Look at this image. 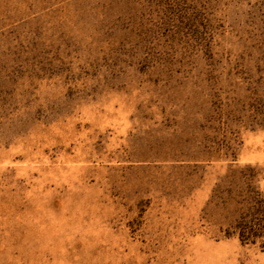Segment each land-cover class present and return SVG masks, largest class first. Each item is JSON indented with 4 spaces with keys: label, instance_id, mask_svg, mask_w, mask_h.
<instances>
[{
    "label": "rangeland",
    "instance_id": "1",
    "mask_svg": "<svg viewBox=\"0 0 264 264\" xmlns=\"http://www.w3.org/2000/svg\"><path fill=\"white\" fill-rule=\"evenodd\" d=\"M0 264H264V0H0Z\"/></svg>",
    "mask_w": 264,
    "mask_h": 264
},
{
    "label": "trees",
    "instance_id": "2",
    "mask_svg": "<svg viewBox=\"0 0 264 264\" xmlns=\"http://www.w3.org/2000/svg\"><path fill=\"white\" fill-rule=\"evenodd\" d=\"M252 237H257V235L255 234L254 235V232H244V231H241V233L239 234V238L241 240V242H244V241H249V238H252Z\"/></svg>",
    "mask_w": 264,
    "mask_h": 264
}]
</instances>
